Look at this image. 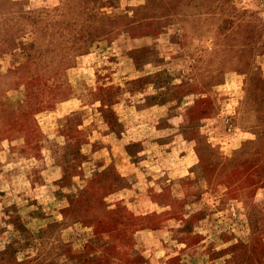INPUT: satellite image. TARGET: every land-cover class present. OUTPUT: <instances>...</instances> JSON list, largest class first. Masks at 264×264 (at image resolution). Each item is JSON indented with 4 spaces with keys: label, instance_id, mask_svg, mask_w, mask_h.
<instances>
[{
    "label": "rangeland",
    "instance_id": "1",
    "mask_svg": "<svg viewBox=\"0 0 264 264\" xmlns=\"http://www.w3.org/2000/svg\"><path fill=\"white\" fill-rule=\"evenodd\" d=\"M0 264H264V0H0Z\"/></svg>",
    "mask_w": 264,
    "mask_h": 264
}]
</instances>
